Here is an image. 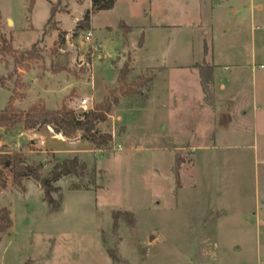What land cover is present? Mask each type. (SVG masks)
Returning <instances> with one entry per match:
<instances>
[{"label":"rangeland","instance_id":"374dc122","mask_svg":"<svg viewBox=\"0 0 264 264\" xmlns=\"http://www.w3.org/2000/svg\"><path fill=\"white\" fill-rule=\"evenodd\" d=\"M52 2L66 41L53 31L40 44L43 58L18 71L11 56H0V77L12 74L0 110L11 97L19 111L38 101L77 114L91 109L118 86L124 58L131 55L133 67L141 35L146 50L129 81L156 75L143 96L121 97L97 125L112 134L108 144L68 139L50 126L0 128V147L21 150L26 164L42 162V175L66 158L88 166L86 177L55 183L57 211L36 179L24 178V190L12 177L4 187L10 173L0 174V208L13 221L0 264H264V0H116L95 12L92 0H0V36L17 49L41 41ZM122 21L134 28L125 43ZM191 61L218 65L216 99L202 96L197 72L174 66ZM225 114L238 134L215 133ZM198 142L209 148L175 149ZM116 211L123 213L114 227Z\"/></svg>","mask_w":264,"mask_h":264},{"label":"trees","instance_id":"16d2710c","mask_svg":"<svg viewBox=\"0 0 264 264\" xmlns=\"http://www.w3.org/2000/svg\"><path fill=\"white\" fill-rule=\"evenodd\" d=\"M34 1V0H32ZM93 11L108 10L114 7L116 0H92ZM59 11L58 5L52 2L51 17L47 21L43 29V38L37 41L30 48L17 49L12 45L5 36H0V56H11L14 61L15 70L18 71L25 67L28 61L43 58L42 46L40 45L45 36L51 35L53 31L59 32V42L65 43L67 32L59 28V21L56 19V13ZM91 23V12H87L82 20L78 21V26L83 29H88ZM123 30V35L130 33L131 27L125 22L120 23ZM144 44L143 35L139 40L138 46ZM208 48L205 45V52ZM131 55L128 56L125 64L118 69L117 84L114 89L109 90L108 94L103 99L95 104L91 109L83 111L81 114L66 105L58 109H50L40 101L31 105L26 111H19L15 107V97L9 99L8 105L0 110V128L6 132L16 131L23 128L24 130L36 129L39 126H50L56 132L68 139L78 137L88 139L96 145L108 144L113 136L110 133H100L97 130V125L100 122L106 121L112 111L114 105L120 102L121 97H134L136 95L143 96L144 89L151 84L155 77V73L150 75H138L133 81H129V75L132 67L130 66ZM214 64H203L201 68V80L206 97L213 95L214 84ZM58 72L59 70H55ZM6 77H0V88H7V80L11 79L12 74ZM1 136V134H0ZM43 163L35 166L26 164L25 153L21 150L10 152L5 151L0 147V174L5 170L9 171L10 176L3 179L2 185L6 187L9 178L12 177L13 182L25 190L23 179L32 177L36 179L44 191V200L53 210L57 211L61 207V202L54 198L53 194L60 191V187L55 183L64 176L75 175L83 178L87 176L88 166L78 157L66 158L57 160L53 169L47 174L42 175L41 170ZM77 187V186H76ZM79 189V187H77ZM85 189H89L86 186ZM123 212H114V227L118 226V215ZM13 225L11 210L8 207L0 208V243L2 234L7 232ZM113 258H115L112 255ZM25 264H28L25 263Z\"/></svg>","mask_w":264,"mask_h":264},{"label":"crops","instance_id":"0c3cea01","mask_svg":"<svg viewBox=\"0 0 264 264\" xmlns=\"http://www.w3.org/2000/svg\"><path fill=\"white\" fill-rule=\"evenodd\" d=\"M129 26L131 27V31L130 32H132L134 28L131 25H129ZM155 27H158V26H155ZM141 33L145 34L146 30L141 31ZM128 39H129V37L127 35V37H125V39H124V43L126 42L125 40H128ZM124 43L122 45V49H124V47H125ZM138 43H139V41H138ZM138 43H137V46L134 47V49L135 50L137 49V51H135V53H133L134 56H133V67H132V70L134 68L135 62H137L139 59H141L143 57V54H144V52L146 50L145 41H144V44H143L142 47H139ZM134 49H130L131 50L130 52H132V50H134ZM122 54H123V56H126L127 53H122ZM127 59L128 58H124V62L122 64V66L125 64ZM201 65H203V64L200 63V62L191 61V63L185 64V65L181 64V63H175L174 66L177 67V68H181V69L187 68V69H189L191 71L197 72L199 74V81H200V85H201V89H202V96L206 97V93L204 91V88H203V85H202V80H201V68H200ZM214 65H216L218 67L217 64L214 63ZM169 67L170 66H168V65H160L158 68L167 69ZM217 67L214 69V84H213V96H214V98L213 99H216L217 94H218V86H217V83H216ZM148 68H152V67H147L146 69H148ZM209 103L210 104H208V102L207 103L204 102L205 105L203 104L202 107H208V108H211V109H213V108L216 109V103L215 102H209ZM225 115H227V116L225 117ZM225 115H224L225 119L222 118L224 120H221L219 123H217L218 127H215V133H218V132L221 133V132L228 131L226 133L238 134V132L240 131L238 125L234 124L232 119H230V117H228V114H225ZM184 145H175V149H178V150L179 149H187V150L194 151L195 149H199V148L200 149L201 148H209V146H207L205 143H199V142L196 143V144H193V145L191 143H189L188 147H187V144H184ZM232 146H233V144H231V143H227V144L224 145L225 148H231ZM213 147H215V146H213ZM213 147H210V148H213ZM194 190H196V188H194Z\"/></svg>","mask_w":264,"mask_h":264},{"label":"built area","instance_id":"2783aa9c","mask_svg":"<svg viewBox=\"0 0 264 264\" xmlns=\"http://www.w3.org/2000/svg\"><path fill=\"white\" fill-rule=\"evenodd\" d=\"M92 37V32L91 31H89L88 33H87V36H86V38L88 39V40H90V38ZM88 101V99L87 98H85L84 100H83V104H85L86 102Z\"/></svg>","mask_w":264,"mask_h":264},{"label":"water","instance_id":"95a60500","mask_svg":"<svg viewBox=\"0 0 264 264\" xmlns=\"http://www.w3.org/2000/svg\"><path fill=\"white\" fill-rule=\"evenodd\" d=\"M44 164H45V162H44Z\"/></svg>","mask_w":264,"mask_h":264}]
</instances>
